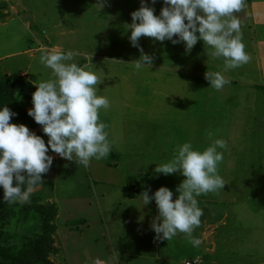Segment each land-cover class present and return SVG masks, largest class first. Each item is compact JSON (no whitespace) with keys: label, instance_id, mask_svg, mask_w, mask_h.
<instances>
[{"label":"rangeland","instance_id":"374dc122","mask_svg":"<svg viewBox=\"0 0 264 264\" xmlns=\"http://www.w3.org/2000/svg\"><path fill=\"white\" fill-rule=\"evenodd\" d=\"M146 2L157 16L164 7L163 0ZM140 4L0 0V83L23 79L36 87L55 79L41 63L44 52L79 53L71 62L89 64L102 81L97 94L109 100L99 118L111 143L109 154L92 158L88 167L49 148L53 163L43 184L29 202L7 203L5 219L0 211V264H12L5 254L13 259L22 240L40 233L50 216L51 264H264V0H245L235 14L251 59L228 70L202 40L186 52L183 42L141 37L139 45L153 63L137 71L132 61L141 53L130 43L127 24ZM206 72H220L229 83L216 90ZM30 131L47 146L41 125ZM217 139L227 142L226 149H217L225 186L195 197L203 215L192 235L200 245L194 247L183 233L157 239L151 228L155 200L145 206L140 194L148 190L152 196L163 186L175 199L185 177L155 168L184 143L203 151ZM37 206L43 212L21 214Z\"/></svg>","mask_w":264,"mask_h":264},{"label":"clouds","instance_id":"9594fccd","mask_svg":"<svg viewBox=\"0 0 264 264\" xmlns=\"http://www.w3.org/2000/svg\"><path fill=\"white\" fill-rule=\"evenodd\" d=\"M151 3L154 5L156 0ZM163 3L158 16L146 0H141L139 9L131 13L132 22L127 24L131 29L129 40L141 53L139 59L132 61L137 71L153 63V57L139 45L141 37L173 44L183 42L186 52L202 40L212 49V57L224 59L225 70L250 61L242 42L241 21L235 15L245 7V0H163ZM76 55L79 53L65 54L52 49L40 58L41 63L52 69L55 79L36 85L32 94L34 106L28 115L49 137L47 146L26 125L10 122L16 113L7 106L0 109V186L6 203L29 202L34 187L43 184L42 174L53 163V157L47 154L49 148L61 158L84 167L89 166L92 158L100 160L110 152L107 125L99 118L100 109L109 108V100L97 94L102 81L91 66L71 62ZM205 79L216 90L229 83L220 72H206ZM218 148L226 149L227 142L217 139L203 151L194 149L190 142L184 143L170 161L157 165L156 173L178 172L185 177L177 186L179 195L175 199L173 192L163 186L152 196L148 190L140 194L145 206L155 200L158 215L151 228L157 239L169 241L183 233L194 247L200 245L201 241L192 235L203 215L195 197L225 186L218 174V163L223 160ZM95 264L101 262L97 260Z\"/></svg>","mask_w":264,"mask_h":264},{"label":"trees","instance_id":"16d2710c","mask_svg":"<svg viewBox=\"0 0 264 264\" xmlns=\"http://www.w3.org/2000/svg\"><path fill=\"white\" fill-rule=\"evenodd\" d=\"M6 85L0 83V109L7 106L12 112L16 113L11 118V123L15 124H24L29 130H34L38 128L39 124H37L33 117L28 115V107L32 105V94L36 91V87L30 84L28 81L23 79L20 80H9L6 78ZM44 178V174H42V180ZM41 184H38L35 187H38ZM15 186V185H14ZM34 187V188H35ZM26 189V186H24ZM4 191L2 186H0V211L4 215V219L6 218V202L3 200ZM127 197L133 198V196ZM42 206H37L35 211L33 209H25L21 211L23 217L29 212L38 213L43 212ZM10 209V207L8 208ZM46 217L43 223L38 227L40 233L35 232V236L31 238H27V240H22L21 248L17 255L13 257V259L9 260L8 256L5 254V259L10 261L12 264H51L47 260V255L53 249L49 246L51 244L50 238H48L49 234L53 232V227L50 226L52 221V217L50 216L48 219ZM43 228L47 229L45 231ZM39 232V231H38Z\"/></svg>","mask_w":264,"mask_h":264},{"label":"built area","instance_id":"2783aa9c","mask_svg":"<svg viewBox=\"0 0 264 264\" xmlns=\"http://www.w3.org/2000/svg\"><path fill=\"white\" fill-rule=\"evenodd\" d=\"M185 264H193L192 262H186Z\"/></svg>","mask_w":264,"mask_h":264},{"label":"crops","instance_id":"0c3cea01","mask_svg":"<svg viewBox=\"0 0 264 264\" xmlns=\"http://www.w3.org/2000/svg\"><path fill=\"white\" fill-rule=\"evenodd\" d=\"M89 264H95V263L93 262V263H89Z\"/></svg>","mask_w":264,"mask_h":264}]
</instances>
